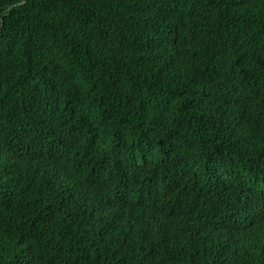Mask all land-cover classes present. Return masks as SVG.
Segmentation results:
<instances>
[{"label": "trees", "instance_id": "obj_1", "mask_svg": "<svg viewBox=\"0 0 264 264\" xmlns=\"http://www.w3.org/2000/svg\"><path fill=\"white\" fill-rule=\"evenodd\" d=\"M0 264H264V0H0Z\"/></svg>", "mask_w": 264, "mask_h": 264}]
</instances>
